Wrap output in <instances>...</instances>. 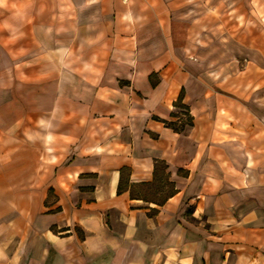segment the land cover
<instances>
[{
    "label": "crops",
    "instance_id": "0c3cea01",
    "mask_svg": "<svg viewBox=\"0 0 264 264\" xmlns=\"http://www.w3.org/2000/svg\"><path fill=\"white\" fill-rule=\"evenodd\" d=\"M196 3L0 0V264H264V18Z\"/></svg>",
    "mask_w": 264,
    "mask_h": 264
},
{
    "label": "rangeland",
    "instance_id": "374dc122",
    "mask_svg": "<svg viewBox=\"0 0 264 264\" xmlns=\"http://www.w3.org/2000/svg\"><path fill=\"white\" fill-rule=\"evenodd\" d=\"M192 2L195 7L196 0ZM209 4V11L199 9L198 12L192 13L195 16V22L198 23L194 37L207 38L210 42L211 54L215 56H218V52L223 49L226 54H232L237 43L235 40L249 39L251 32H255L256 26H253L255 16L261 20L264 18V12H262L264 0H209ZM243 48L244 45L242 50ZM241 55H244V50Z\"/></svg>",
    "mask_w": 264,
    "mask_h": 264
},
{
    "label": "trees",
    "instance_id": "16d2710c",
    "mask_svg": "<svg viewBox=\"0 0 264 264\" xmlns=\"http://www.w3.org/2000/svg\"><path fill=\"white\" fill-rule=\"evenodd\" d=\"M181 98H182V95L179 97V99H178V101L176 102V106H179V107H183L182 106V104H181ZM186 113V112H185ZM191 124L192 123V120H191V117L190 116H187V118H186V120L181 124V125H177V123H174V122H170V123H168V125H171L174 129H181L182 127H184L186 124ZM158 166L160 167V168H162L163 167V164H159V165H157L156 167H155V174H156V168H158ZM169 185H172V182H170V181H166ZM121 182L119 183V191H121ZM144 185H148V184H144ZM171 192V191H170ZM166 199V197H164V198H162L161 199V203H163L164 202V200Z\"/></svg>",
    "mask_w": 264,
    "mask_h": 264
}]
</instances>
